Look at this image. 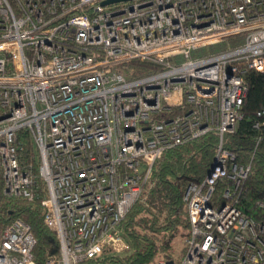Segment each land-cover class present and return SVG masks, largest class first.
Returning a JSON list of instances; mask_svg holds the SVG:
<instances>
[{"label": "built area", "instance_id": "1", "mask_svg": "<svg viewBox=\"0 0 264 264\" xmlns=\"http://www.w3.org/2000/svg\"><path fill=\"white\" fill-rule=\"evenodd\" d=\"M104 1L0 0V195L34 198L20 166L26 133L57 241L45 264L120 256L121 221L155 161L212 134L215 166L183 194V253L147 264H264V224L236 205L249 166L223 147L242 118L243 73L264 69V0ZM229 37L234 46L194 56ZM132 61L157 69L133 76ZM35 245L30 225L12 220L0 264H37Z\"/></svg>", "mask_w": 264, "mask_h": 264}, {"label": "trees", "instance_id": "2", "mask_svg": "<svg viewBox=\"0 0 264 264\" xmlns=\"http://www.w3.org/2000/svg\"><path fill=\"white\" fill-rule=\"evenodd\" d=\"M237 38L202 49L194 56H202L209 50L223 51L234 46ZM126 69L133 76H141L157 69L148 61H132ZM247 93L241 105L242 118L232 133L223 137V147L234 156V162L249 166L237 197V207L250 218L264 224V69L262 72L248 70L243 73ZM258 123L257 127H254ZM23 151L20 166L30 171L38 186L34 198H4L0 195V229L14 219L20 218L30 225L36 237L33 257L37 264H45L57 244L55 236L43 223L44 210L40 204L44 188L37 173V158L33 143L26 133L21 135ZM218 138L204 135L195 140L174 146L155 161L150 178L144 184L139 199L131 206L121 221L122 235L129 249L122 256L104 255L85 260L84 264H147L156 256L171 259L174 254V238L183 241L188 233V219L183 194L191 182H199L207 174L213 159ZM32 166L28 169V164ZM220 184V183H219ZM217 185L216 197L220 199L223 185ZM183 246L176 255H182Z\"/></svg>", "mask_w": 264, "mask_h": 264}, {"label": "rangeland", "instance_id": "3", "mask_svg": "<svg viewBox=\"0 0 264 264\" xmlns=\"http://www.w3.org/2000/svg\"><path fill=\"white\" fill-rule=\"evenodd\" d=\"M210 53L214 54V53H218L214 50H209ZM173 244H174V254H178V251L182 248L183 246V240L179 237H175L174 238V241H173ZM125 253H121L120 256L124 255ZM161 258V256H156L154 260L156 259H159Z\"/></svg>", "mask_w": 264, "mask_h": 264}, {"label": "water", "instance_id": "4", "mask_svg": "<svg viewBox=\"0 0 264 264\" xmlns=\"http://www.w3.org/2000/svg\"><path fill=\"white\" fill-rule=\"evenodd\" d=\"M119 1H125V0H106V1L102 2V5H105V4H108V3H112V2H119ZM214 166H215V161L212 162V164L210 166V170H212V168H214Z\"/></svg>", "mask_w": 264, "mask_h": 264}]
</instances>
